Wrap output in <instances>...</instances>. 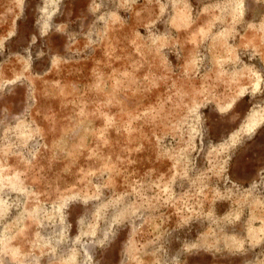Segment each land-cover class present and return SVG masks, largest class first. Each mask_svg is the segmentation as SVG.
Segmentation results:
<instances>
[{
	"label": "rangeland",
	"instance_id": "obj_1",
	"mask_svg": "<svg viewBox=\"0 0 264 264\" xmlns=\"http://www.w3.org/2000/svg\"><path fill=\"white\" fill-rule=\"evenodd\" d=\"M0 264H264V0H0Z\"/></svg>",
	"mask_w": 264,
	"mask_h": 264
}]
</instances>
